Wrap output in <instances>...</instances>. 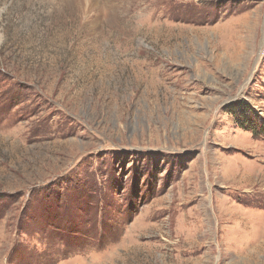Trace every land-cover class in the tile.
<instances>
[{
	"label": "rangeland",
	"instance_id": "obj_1",
	"mask_svg": "<svg viewBox=\"0 0 264 264\" xmlns=\"http://www.w3.org/2000/svg\"><path fill=\"white\" fill-rule=\"evenodd\" d=\"M262 127L264 0H0V264H264Z\"/></svg>",
	"mask_w": 264,
	"mask_h": 264
},
{
	"label": "bare ground",
	"instance_id": "obj_2",
	"mask_svg": "<svg viewBox=\"0 0 264 264\" xmlns=\"http://www.w3.org/2000/svg\"><path fill=\"white\" fill-rule=\"evenodd\" d=\"M51 2L55 3V4H63L64 0H50ZM256 170H253V173H255ZM263 176V174H259L257 175L256 173L251 175L248 180L249 183L251 184V186H254V184H257V180L261 179V177ZM264 191V190H263ZM261 191V192H263ZM251 197V196H249ZM251 198H255V196L253 195ZM259 198V197H258ZM257 199V197L255 198ZM252 200V199H251ZM258 217V215H257ZM259 218V217H258ZM249 219V218H247ZM252 220H254L255 218H251ZM245 221V220H244ZM245 224V223H244ZM247 227V225L245 224L244 229ZM252 231L250 233V235H252V237H264V222L259 218L257 219L256 223L252 225ZM263 243H261L260 245H262Z\"/></svg>",
	"mask_w": 264,
	"mask_h": 264
},
{
	"label": "snow or ice",
	"instance_id": "obj_3",
	"mask_svg": "<svg viewBox=\"0 0 264 264\" xmlns=\"http://www.w3.org/2000/svg\"><path fill=\"white\" fill-rule=\"evenodd\" d=\"M21 264H30V257L27 253L22 254Z\"/></svg>",
	"mask_w": 264,
	"mask_h": 264
},
{
	"label": "trees",
	"instance_id": "obj_4",
	"mask_svg": "<svg viewBox=\"0 0 264 264\" xmlns=\"http://www.w3.org/2000/svg\"><path fill=\"white\" fill-rule=\"evenodd\" d=\"M263 128V127H262ZM261 134L264 133V128L262 129V131L260 132Z\"/></svg>",
	"mask_w": 264,
	"mask_h": 264
}]
</instances>
